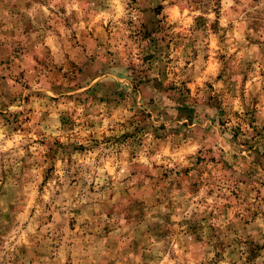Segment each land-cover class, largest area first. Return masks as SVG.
<instances>
[{"label":"rangeland","instance_id":"1","mask_svg":"<svg viewBox=\"0 0 264 264\" xmlns=\"http://www.w3.org/2000/svg\"><path fill=\"white\" fill-rule=\"evenodd\" d=\"M0 264H264V0H0Z\"/></svg>","mask_w":264,"mask_h":264}]
</instances>
